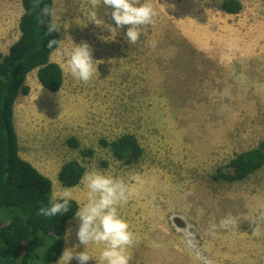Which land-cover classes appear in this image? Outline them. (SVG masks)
Returning <instances> with one entry per match:
<instances>
[{"label": "rangeland", "instance_id": "obj_1", "mask_svg": "<svg viewBox=\"0 0 264 264\" xmlns=\"http://www.w3.org/2000/svg\"><path fill=\"white\" fill-rule=\"evenodd\" d=\"M237 1L241 11L229 15L222 0H150L155 23L132 45L127 26L115 28L102 3L94 10L111 31L89 22V0H52L60 24L68 23L59 30L62 47L87 42L93 60L103 62L83 83L53 52L51 62L63 71L54 93L40 86L36 71L29 74V92L13 113L19 155L52 182L51 200L69 189L78 209L87 189L83 179L73 188L58 183L64 163L123 179L132 194L118 213L138 237L129 264H200L186 230L214 264H264V165L241 182L215 179L264 140V2ZM18 34L0 40V53ZM126 134L143 149L130 163L99 143ZM84 149L93 157H81ZM227 217L236 226L221 227ZM78 226V218L68 221L63 250L75 246L93 257L87 264H97L103 246L80 245Z\"/></svg>", "mask_w": 264, "mask_h": 264}, {"label": "trees", "instance_id": "obj_2", "mask_svg": "<svg viewBox=\"0 0 264 264\" xmlns=\"http://www.w3.org/2000/svg\"><path fill=\"white\" fill-rule=\"evenodd\" d=\"M22 15L18 29L20 36L6 54L0 53V264H50L63 251L66 226L75 217L78 206L70 200L67 213L55 217L37 215L42 206H48L52 182L19 155L13 124L14 105L19 96L29 92L27 76L36 71L40 86L48 92H57L63 83V71L51 62L54 52L46 45L49 39L60 40L59 32L47 33L45 18L41 25L38 16L45 5L52 8V0H39V8L32 10L35 0H20ZM264 2V0H261ZM221 11L236 15L241 11L237 0H222ZM110 150L114 159L130 163L143 153L137 139L122 135L114 141L99 142ZM69 146L78 149L76 140ZM81 157L92 158L91 149L80 150ZM264 165V140L257 147L236 155L224 174L215 179L241 182ZM84 174V167L75 160L64 163L57 181L64 188L76 187Z\"/></svg>", "mask_w": 264, "mask_h": 264}, {"label": "clouds", "instance_id": "obj_3", "mask_svg": "<svg viewBox=\"0 0 264 264\" xmlns=\"http://www.w3.org/2000/svg\"><path fill=\"white\" fill-rule=\"evenodd\" d=\"M89 3L93 9L89 13V22L97 27H107L110 31L113 29L110 24H105L104 20L99 19L94 10L102 3L107 9L104 15L110 16L115 28L127 26L125 36L127 43L132 45L139 41L143 29L155 23L157 16L150 0H145L143 3L141 0H89ZM37 8H39V0H35L32 4L33 11ZM48 17H51L46 25L48 34L59 32L61 27L65 29L68 27V23L65 27L66 22L60 24V17L55 9L45 5L40 9L38 16L40 24L44 25L45 18ZM46 46L54 51L58 62L67 64L70 75L83 83H88L94 74L98 73L97 65L103 62L93 60V50L87 42L73 44L70 50H65L62 41L49 39ZM150 46L155 47L156 41H152ZM82 179L87 189V202L74 214L79 221L76 233L79 244L84 247L103 246L97 264H129L132 256L128 250L138 242V237L130 231L129 224L118 213V208L125 205L132 194L129 185L121 178L95 170L86 172ZM72 199V191L64 189L50 201L48 206L40 207L37 215L55 217L57 214L67 213ZM220 226L224 228L236 226V221L227 217L220 222ZM211 227L214 230L216 225ZM185 242L200 264H214L213 260L204 256L199 250L195 235L190 230L185 231ZM72 259L78 264H87L93 257L87 251H76L75 246L66 247L57 264H69Z\"/></svg>", "mask_w": 264, "mask_h": 264}, {"label": "crops", "instance_id": "obj_4", "mask_svg": "<svg viewBox=\"0 0 264 264\" xmlns=\"http://www.w3.org/2000/svg\"><path fill=\"white\" fill-rule=\"evenodd\" d=\"M16 2L15 4V0H11V3H9V0H0V40L12 38L13 34L19 33L18 24L22 14L20 0H16ZM19 36L20 34H18V38ZM44 176L47 177L46 175ZM57 261L50 264H56Z\"/></svg>", "mask_w": 264, "mask_h": 264}, {"label": "bare ground", "instance_id": "obj_5", "mask_svg": "<svg viewBox=\"0 0 264 264\" xmlns=\"http://www.w3.org/2000/svg\"><path fill=\"white\" fill-rule=\"evenodd\" d=\"M77 241V240H76Z\"/></svg>", "mask_w": 264, "mask_h": 264}]
</instances>
